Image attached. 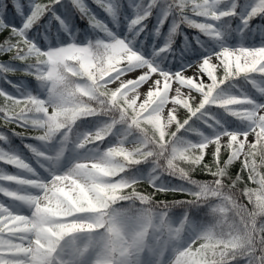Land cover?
Instances as JSON below:
<instances>
[{
    "label": "clouds",
    "instance_id": "9594fccd",
    "mask_svg": "<svg viewBox=\"0 0 264 264\" xmlns=\"http://www.w3.org/2000/svg\"><path fill=\"white\" fill-rule=\"evenodd\" d=\"M222 2L214 0L213 7ZM203 14L216 20L225 15L207 10ZM88 48L93 52L88 61L69 57L64 63L49 65L47 71H40L35 76L42 86L47 84V97L34 95L38 100L32 109L35 120L30 122L42 123L43 126L33 129L38 133L36 137L45 142L63 132L60 155L79 120L100 113L113 119L94 131L76 133L75 148L86 150L84 158L66 171L53 174L47 181L38 178L33 182L38 191L23 198L30 211L20 217L24 223L23 231L27 233L23 237L27 243L20 245L27 256L22 264H35L37 252L42 264H71V260L65 258L63 242L66 237L77 234L82 235L84 241L74 249L72 259L86 261V264H146V253L159 249V255H162L172 241H180L187 213L179 225L173 227L168 211L179 202L157 199L158 193L167 192L157 190L153 175L142 181L123 175L135 162L134 155L152 159L155 176L169 173L172 168L180 169L195 185L191 191V204L209 205L208 215L213 222L198 231L186 247H175L169 264H231L239 258H246V264H264V172L261 171L264 169V150L244 152L247 139L245 136L240 140V134L231 136L235 150L228 141L224 144L233 161H239L243 172H247L248 181L257 185L250 187L242 180V171L233 179L231 171L215 161L211 166L207 164L208 169L203 166L209 173L208 179L198 181L192 174L200 169L198 161L202 157L196 156L195 152L196 149L202 151L205 144L178 145L171 140V145L166 146L163 126L155 124L151 114L146 119L152 125V135L149 136L146 129L141 130L140 144L144 149L139 146L131 150L117 146L103 150L98 145L90 147L103 141L118 122L113 102L119 94V86L115 90L109 87L116 80L102 83L113 70L111 58L105 61L110 46L97 40L89 42ZM34 58L37 64L45 63L39 56ZM225 99L223 94H217L211 102L223 106ZM208 102L206 98L201 106ZM230 103L242 102L233 97ZM259 106L264 108V104ZM124 111L119 108L120 122H127ZM237 114L248 115V112ZM168 119L171 125L177 117L169 113ZM53 120L55 128L50 132L48 124ZM133 123L138 126L137 121ZM175 135L176 131H172L171 137ZM34 151L38 156L45 155L35 147ZM239 153L244 154L243 160ZM218 169H223L222 174ZM242 183L243 187H240ZM120 202H128L127 207H116Z\"/></svg>",
    "mask_w": 264,
    "mask_h": 264
},
{
    "label": "snow or ice",
    "instance_id": "6c2138e0",
    "mask_svg": "<svg viewBox=\"0 0 264 264\" xmlns=\"http://www.w3.org/2000/svg\"><path fill=\"white\" fill-rule=\"evenodd\" d=\"M92 2L113 17H115L117 11L121 7L120 0H92ZM10 3L11 7H9V0H0V31H8L9 33L4 43L0 44V52L11 53V59L26 63L28 65V69H31V71L27 69L25 70V73L28 75L36 76L40 71H47L49 65L64 63L69 57L81 58L88 61L93 55V52L88 48V45L79 46L76 43H69L66 46L43 51L37 46L36 42L28 38L29 31L35 25H39L41 19L48 13H51V15L48 16V23L50 25L55 27L54 22H58L61 28L66 31L68 30L70 12H58L53 6H56V8L64 7L74 9L81 14L82 18H86L90 25L94 28L108 32L107 26L97 18L96 14L85 3V0H68L66 5H61V0H46V2H44V0H26L24 3H22L21 0H10ZM165 3L166 9L164 11L163 18L159 21V24L162 25L164 23V19L167 18L169 13H175L176 16L173 20L169 35L166 37V42L159 50L161 52L170 47L173 42V34L177 32L178 26L181 23H186L190 27L198 29L204 33L219 36L220 32L213 24L198 22L193 19L192 16L208 17L213 19L211 16L203 14L205 10L216 11L217 13L223 12L225 15L222 17L233 16L236 15L235 9L237 7V0H233L232 6L227 10H220L219 6L213 7L214 0H165ZM156 4L157 0H148L147 4L144 3V0H140V3L137 5V14L129 24L130 31L136 30L137 34L140 31H143V28L145 27L143 21L151 15L152 8L155 7ZM189 13L191 15H189ZM258 14L264 17V0H256L247 15L242 16V23L244 27H248L249 22L252 21ZM18 17L23 18V23L19 28H17L14 23ZM222 17H220L219 20H221ZM208 25H212L213 27L209 28L207 27ZM155 32L159 35V26H157ZM109 35H111V33H109ZM102 43L110 46L109 51L105 56V61L111 58L113 68V70L110 71L104 78L102 83L117 80V78L124 76L125 73H133L134 70H140L143 73L137 74L135 79H126L121 81L119 85V94L113 102L116 108H121L118 103L120 97L133 89L140 88L141 85H144L147 88L145 100L141 104L142 109L146 108L148 105L153 103L154 98H150L153 93H155L158 89H163L167 83V91L169 94L172 89L173 82H175L179 85L176 87L177 96L184 94L181 91L182 88H186L188 91H194L199 94L198 103L195 106L191 105V98H189L187 106L178 105L182 106L186 112L190 114V116H195L205 108V105L217 104L212 103L211 98L216 96V89L225 81L252 73L264 75V44L255 47L239 46L235 48L221 45L220 51L203 57L195 64L189 65L188 68L177 72H169L160 69L158 65H154L153 62L138 54V52L130 46V42H126V39L113 38L110 42L102 41ZM37 56L43 58L45 63L37 64L35 60L30 59ZM214 59L219 63H213ZM218 67L223 68L222 77H218L216 75V69ZM15 71L16 69L8 67L3 63L0 64V75H5L10 72L13 73ZM188 71H192L193 73H196V75H186ZM205 74L207 81L210 82H207L202 78ZM185 81H192L194 84L199 85V87L193 88L186 84ZM115 89L116 88H114V90ZM259 91L264 92V88L259 89ZM210 92L211 95L209 96L208 94ZM233 97L242 103H230V100ZM0 98H3V102L0 103V122H2L3 125L8 126L15 124L24 129H33L43 126L42 123L30 122L35 120L32 109L37 105L38 100V98L32 93L27 92L20 96H13L6 93L3 89H0ZM206 98L209 102L203 103V106H201V102ZM172 99L175 100L176 97H172ZM165 102V97L161 95L157 103L163 104ZM252 104L253 101H251L247 96H227L223 106L218 104L225 110L229 111L231 115L250 121V126L247 131L237 132L224 130L215 134L211 139L206 138L203 142L205 144L203 150L201 151L200 149H196L195 152L196 156L202 157V159L198 161L200 165H203L206 169L209 168V165L204 163L208 143L215 145V152L213 156L214 161L217 164L223 165L224 168H227L228 165L233 162L231 153L229 154L227 160L221 162L220 154L222 148H224V144L221 143L220 137L227 138L229 146L233 148V150H235V145L231 140L232 134H240L239 139L241 136L243 137V139L240 140H244L246 136L247 143L244 147H248L250 150L258 149L261 145H264V108H261L259 104H255L251 108L243 107L245 105ZM122 108L125 110L123 115L126 119V109L124 107ZM238 109H248V115L245 117L244 115L237 114L239 113V111H237ZM169 113H171L172 116H175V112L173 110H170ZM141 115H143V112H141ZM187 122V119L183 121L175 119L171 121V124L174 123L176 125V129L179 130L180 128H183ZM257 124L260 126L256 127ZM48 127L49 131L53 132L55 128V120L50 122ZM250 129H252L251 132H254L255 134V142L250 141V137L253 136L252 134H249ZM13 132L16 135L25 136L23 132H16L15 129H13ZM0 139H5V136L0 134ZM36 139L43 141L38 137H36ZM164 141L166 146H169L172 143V141H168L165 136ZM26 146L30 147L31 151L35 153L34 147L31 145ZM239 154L241 155L242 153ZM36 156L39 157L37 154ZM132 159L135 162L130 166L138 164L147 158L140 159L134 155ZM0 162L13 165L19 169H26L29 172L33 171L30 165L22 159L21 156L4 150H0ZM218 171L222 174L223 169H218ZM169 174L188 180L185 173L180 169L172 168L169 171ZM37 179H24L17 175L0 174V180L15 182L20 185L33 186V182ZM155 180L156 176L153 174V181ZM154 185L157 187V190L164 192L180 190L169 189L155 183ZM0 193H3L6 197H9L14 201H20L24 204L25 201L23 198L29 194L9 190L6 187H0ZM189 195L191 196L192 193H189ZM178 202L180 203V201ZM189 202L191 203V201ZM22 215V213L11 210L4 203H0V264H22V261L27 259V256L20 247V245L27 243V241L23 239L27 233L23 231L24 223L20 219ZM35 264H42V258L38 252L36 254Z\"/></svg>",
    "mask_w": 264,
    "mask_h": 264
},
{
    "label": "trees",
    "instance_id": "16d2710c",
    "mask_svg": "<svg viewBox=\"0 0 264 264\" xmlns=\"http://www.w3.org/2000/svg\"><path fill=\"white\" fill-rule=\"evenodd\" d=\"M133 0H120L121 7L117 11V14L115 17L109 15L106 11L103 9H100L97 5L93 4L92 0H85V3L92 9V11L96 14L97 18L100 19L108 29V32L102 31L98 28H94L92 25H90L89 21L86 18H82L81 14L74 9H68L64 7L56 8V6H53L54 9L58 12H70L69 17V28L68 30H64L61 28L58 24V22H54L55 27L50 25L48 23V16L51 15V13L46 14L44 18L41 19L39 25H35L28 34V38L32 39L34 42L37 43V46L41 48V50H45V47H47L50 43V40L53 42H57L61 39H66L67 37L71 36L72 33L73 37H76L77 40L81 41L83 37H86L90 35V37L99 38V36L108 37L110 32V27H119L120 25H123L122 28H124V25L127 24V28L125 31L129 36L132 37L135 41V45L142 47L144 50L148 49L150 47V41L155 40L157 43H162V47L166 42V37L169 35V33H165L170 19L174 20L176 14L175 13H169L166 19H164V23L162 25L158 24L160 28L159 35H154V25H156L157 20L156 17L163 12L166 9V3L165 0H157V4L155 7L152 8L151 15H149L144 21L145 27L143 28V31H140L138 34L136 30L129 29L130 21L135 18V16H132L131 19L128 20V14L132 11V9L135 8V6L132 3ZM253 0H237V7L235 9L236 15L228 16V17H222L221 20L213 22V23H220V30L223 31L224 36L228 40H237L240 33H238L237 25L242 21V16L247 15L248 11L250 10L251 4ZM22 3L26 2V0H21ZM46 2V0H44ZM233 0H223V2L219 5L220 10H227L232 6ZM68 3V0H61V5H66ZM140 3V0H137V5ZM144 3L147 4L148 0H144ZM136 5V6H137ZM9 7H11V3L9 0ZM15 11V10H13ZM189 15H191L189 13ZM116 17L118 18V21H116ZM193 19H195L198 22H205L210 23L206 21L208 17H200V16H192ZM16 27L19 28L23 23V18L18 17L17 20L14 22ZM170 32V30H169ZM9 33L8 31H0V44H3L4 41L7 39ZM243 35L245 37L244 42H252L253 40H257L259 37L264 38V17L260 16L259 14L249 22L248 27L243 30ZM201 37H204L201 38ZM239 37V36H238ZM198 39L199 41L196 42L195 40ZM220 39L216 35H210L207 33H204L198 29H195L193 27H190L186 23H181L178 26V30L176 33L173 34V42L171 43L170 47L161 52L157 50V57L160 58V60L163 61V63H166L169 59L172 63H175L177 57H181L186 59L189 56H192L195 53H205L207 54L208 50L211 48L213 44L218 45V42ZM11 53L6 52H0V64H4L8 67H11L13 69H16L13 73H7L6 78L5 75H3V82L8 83L10 87L13 89L15 93H18L20 91H27V87L22 84V79L27 78L29 85L31 86V91L34 93H43L42 85L34 75H28L25 73V70L31 71V69H28V65L24 62H21L19 60L11 59ZM31 60H34L35 58H30ZM258 73H252L248 75H253ZM248 75H242L240 77H236L234 79H230L228 81H225L223 84L227 86H233L234 89L238 91L242 90H249L251 92V95L255 96L256 98H259V90L250 83V79ZM223 88L222 84L216 89V91H220ZM3 89V88H2ZM9 87L7 86V89H3L6 93L10 94V91H8ZM13 96H17L14 94H10ZM262 97V96H260ZM3 102V98H0V103ZM121 107H124L126 109V121L127 122H120L119 121V108H117V112L114 114L116 119L118 120L117 123L114 124L112 132L108 134L107 137L103 141H97L96 145L93 146H99L103 147V144H105L106 141H111L112 138L115 136V131L119 130L122 133V138L124 141H130L135 140V146H139L142 149H144V146L140 144V140L142 139L141 130L146 129L147 134L149 136L152 135V125L147 123L148 117L145 115V111H143V115H141V112H136L134 108L132 107L131 103L125 100V98L122 96L119 99V102ZM188 103L186 104V106ZM195 106L196 104H191ZM214 111V112H213ZM219 113L218 110L212 106V104L205 105V108L202 109L199 113H197L195 116H190L185 110V115L181 119V121L187 119V123L184 125L183 128H180L179 130L175 128L172 131H176L175 137H171V132H165V137L168 141H174L178 145L186 144L188 142H191L192 137L197 134L198 132V124L201 123V118L204 115H209V113ZM227 115L231 116L232 118H235V116L231 115L230 112L226 111ZM217 115V114H216ZM216 117V116H215ZM113 119L112 116L104 115L102 113L83 118L77 122V124L73 128V132L70 134V140L68 142L72 144L74 142V139L76 137V133L80 132L82 127L85 126H91L98 122L109 123ZM138 122L137 124H134L133 121ZM231 121V120H230ZM244 123L246 122L245 119H242ZM155 124H157L154 121ZM158 125V124H157ZM218 125H221L219 122H215L213 124V127H216ZM247 125V124H243ZM13 129H15L16 132H23L25 136H19L16 135L13 132ZM0 134H3L5 136V139H0V145L7 146L8 148H13L14 146H18L24 153L29 152V147L26 145L33 144V142L40 141L36 139V135L38 134L34 129H24L21 127H18L15 124L5 126L0 122ZM156 139L158 140L159 137L157 136ZM225 144V143H222ZM148 147H154V145H149ZM249 150V149H248ZM247 150V151H248ZM255 150H264V147L262 145L258 149ZM246 151V152H247ZM215 152V145L211 148V150H206L204 163L211 164L214 162V154ZM230 154V151L222 148L220 159L221 162L227 160L228 156ZM244 159V154L240 155V160ZM259 160V157H257ZM8 166V165H7ZM139 167H142L144 171H149L151 175H153V169L155 167V163L152 159L141 161L138 164H135L133 166H130L126 169L125 173L123 175L129 177V178H135L137 180H146V178H136L137 172ZM145 167V168H144ZM232 174L233 179H235L238 172L242 171V180L246 181L248 186L250 187H257L255 183L252 181H248L247 179V172L241 169V164L239 161H233L231 164L227 167ZM137 170V171H136ZM0 171L2 169L0 168ZM262 172H264V169H261ZM198 181H205L209 177V173L206 170H203V165L200 166V169L197 170L192 174ZM155 182H161L164 184L165 187L169 189H180L178 191H168L167 193H158L157 199H167V200H176L180 201V203L175 204L169 211V213H174L175 215L182 214L180 221L185 218V214L187 213L188 219L185 222L184 230L181 234L182 240L184 244L187 246L193 238L190 239V234H186L187 230H202L204 227H206L208 224L212 223V217L208 215V207L209 205L206 204H191L190 198L191 196L189 193H191L192 190H194L195 185L191 184L188 180L182 179L178 176H173L169 173H161L156 176ZM156 184V183H155ZM240 187H243V183L239 185ZM151 190V189H149ZM128 202H120L116 207H127ZM244 203H247L245 200ZM251 207V206H249ZM178 217V216H177ZM195 222H191L194 221ZM178 221V223H180ZM175 221H172L171 224L173 227L178 226L179 224H175ZM237 264H246V258H239L237 261ZM232 263V262H231Z\"/></svg>",
    "mask_w": 264,
    "mask_h": 264
},
{
    "label": "rangeland",
    "instance_id": "374dc122",
    "mask_svg": "<svg viewBox=\"0 0 264 264\" xmlns=\"http://www.w3.org/2000/svg\"><path fill=\"white\" fill-rule=\"evenodd\" d=\"M134 14H137V10L134 11ZM242 27H244V25ZM113 38H118L117 34ZM119 38H121V37H119ZM121 39H125V38H121ZM126 42H129V41H126ZM69 43H76L79 46H86L89 44V43L78 44L77 42H69ZM69 43H67V44H69ZM67 44L62 45V46H66ZM261 44H264V39L261 40L260 43H255V44H252L249 46H247V45H242V46L255 47V46H261ZM221 45L226 46V47H230V48L239 47V45L229 44L225 40H224V42H222L220 44V46H219L220 48H221ZM62 46H59V47H62ZM130 46L133 47V49L135 51H137L138 54L143 56L145 59H148L149 61L153 62L154 65H158V61L152 59L153 50H151L149 53H142V50L140 49V47L133 45L132 43H130ZM54 48H57V47H54ZM54 48H51V49H54ZM218 51H220V50H217L215 52H218ZM215 52H212L209 55H211ZM209 55H207V56H209ZM201 59L202 58L193 59L191 61L187 60L185 62H182L181 64H177V66L172 67V68L163 67V66H159V65L158 66L162 70H166L169 72H177V71H181V70L188 68L189 65H193L198 60H201ZM213 63L218 64L219 62L214 59ZM137 74H143V73L140 70H134L133 73H125L124 76H122L118 80L114 81L112 84L109 85V87L112 89L117 88L120 85L122 80L135 79L137 77ZM186 75L195 76L196 73H193L192 71H188L186 73ZM216 75L218 77L223 76V68L222 67H218L216 69ZM202 78L207 81L206 74ZM207 82H210V81H207ZM185 83L190 85L193 88L199 87V85L194 84L192 81H185ZM256 84L258 86H260L261 88H264V78L262 80H258L256 82ZM177 86H179V85H177L175 82H173L172 89L170 90V93L168 94V91H167L168 85L166 83L163 89H158L155 93L152 94V97H150V98H154L153 103L148 105V107L143 108V109L141 108V104L145 100L146 91H147V88L144 85H141L140 88H138V89H133L130 92L125 93L124 96H125L126 100L129 101L133 105V107L136 111L140 112L142 110L148 109V115L147 116L150 118V114H151V116L155 118L154 120L157 122V124L163 126V130L165 132H170L175 127L174 123L169 125V119L168 118H169L170 110H173L175 112V116L177 117V119L181 120L185 115V109L182 106H178V105H185L186 106V104L189 103V98H191V101H190L191 104H197L198 99H199L198 93H195L194 91L193 92L188 91L186 88L181 89L182 93H184L183 95L177 96V94H176V87ZM161 95H163L165 97V101H166L163 104L157 103V101L159 100V97ZM223 95L225 97H227V96H238V95H234L230 91H227ZM172 97H176V99L173 100ZM256 104H264V100H263V102H259ZM240 110H243V109H240ZM246 111L248 112V110H245V112ZM97 127L98 126H96L93 130L86 129L85 131H94ZM248 128L245 129L244 131H247ZM224 130L235 131V130L228 129V128L224 129ZM224 130H221L219 132H222ZM219 132H215L212 135L206 133L205 138L211 139L215 134H217ZM237 132H242V131H237ZM251 134L253 136L250 137V141L255 142L254 132H251ZM205 138L203 139L202 142H204ZM240 139H243V137L241 136ZM226 142H227V138L223 137L221 139V143H226ZM115 145H117V143L114 142V143L108 144L105 148H107L109 146H115ZM213 145L214 144H211L208 147V150H211V147ZM34 147L37 148L39 151L45 153V155L37 157L36 154L33 153L32 151L29 155H25L22 153V151H20L17 148H15L12 151L2 149L4 151L10 152V153H15V154L21 156V158L24 159L30 165V167L33 170V171L29 172L26 169H19V168H16L15 166L11 165L14 168V169H12L14 172L10 173L11 175H17V176H20L24 179H37V178H39L41 180L47 181V180L51 179V176L53 174H59L63 171H66L69 167L72 166L73 163L84 158V156L86 155V150L69 148V147H67V145L64 147L63 154L58 155L60 148H61V139H59V140L53 139L52 141H49L47 143H43V144H39V145L37 144ZM126 148L131 150L133 148L132 143L127 144ZM103 149L104 148H102L101 150H103ZM248 149H249L248 147H245L244 152H246ZM0 187H6L9 190H14V191H17V192H20L23 194H28V193L34 194L38 191L34 186H31V185H20V184H17L15 182H8V181H3V180H0ZM0 203H4L11 210L22 213V214H29V211H30L26 204H24L23 202H20V201H14L11 198L6 197L3 193H0ZM83 241H84V237L82 235H79V234L72 235V236L65 238V241L63 242L65 244V249H66L65 258L70 259L71 264H86V261H76V260L72 259L74 249L79 247L83 243ZM175 247H181L182 248L183 246L174 240L167 247L164 248L162 255H159V249H157L153 252L146 253L144 260L146 261V264H156L157 260H159V264H169L170 260H172V258L174 257L173 249Z\"/></svg>",
    "mask_w": 264,
    "mask_h": 264
}]
</instances>
